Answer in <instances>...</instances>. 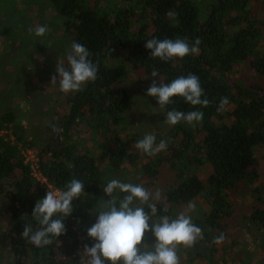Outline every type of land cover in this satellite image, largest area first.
<instances>
[{"label":"trees","instance_id":"trees-1","mask_svg":"<svg viewBox=\"0 0 264 264\" xmlns=\"http://www.w3.org/2000/svg\"><path fill=\"white\" fill-rule=\"evenodd\" d=\"M44 3L54 13L53 22L60 25L63 43H68L66 53L73 42L83 44L98 64V72L94 82L65 94L64 113L47 119L43 114L38 120L36 111L31 113L29 130L18 124L17 109L0 111V129L9 128L14 137L4 140L0 136V220L7 223L6 264H79L78 238L87 240V229L98 215L93 212L103 210L104 201L110 199L102 191L106 172L101 165L110 169L107 174L119 173L127 165L142 172L143 187L152 194L149 203L158 209L153 222L164 215L175 219L190 204L201 205V211L189 215L202 228L203 239L182 248L185 264L224 262L217 257L216 247L225 243L223 254H230L236 245L235 230L241 237L247 235L245 228L254 235L264 234V165L259 158H264V0ZM153 38H182L190 46L199 38L200 44L197 52L181 60L162 62L151 58L144 46ZM63 62L67 66L66 57ZM154 70L161 84L196 75L204 92L202 99L207 98L209 105L192 106L173 98L165 113L171 109L202 111L203 120L195 126L181 121L166 133L156 134V143L163 136L167 148L148 156L131 147L134 138L121 136L129 129L128 122L125 126L122 122L131 107L123 81L129 73L153 78ZM223 97L228 104L218 111ZM39 120L45 123L44 134L27 141L30 127L38 129L35 123ZM80 124L99 133L97 145L104 148H97L101 151L95 157L72 140ZM53 125L62 131L54 133ZM34 145L39 147L38 168L56 189L66 190L72 179L84 184V192L73 201L72 214L63 220L65 234L58 238L59 244L54 241L41 248L22 238L25 224L39 229L31 213L45 195L19 155L21 148ZM163 169L166 176L161 182ZM142 206L148 211L147 204ZM221 235L223 241L215 243ZM257 238L252 239L253 247ZM243 247L235 259L244 253L247 246ZM254 251L249 249L247 256H256L262 263Z\"/></svg>","mask_w":264,"mask_h":264},{"label":"clouds","instance_id":"clouds-1","mask_svg":"<svg viewBox=\"0 0 264 264\" xmlns=\"http://www.w3.org/2000/svg\"><path fill=\"white\" fill-rule=\"evenodd\" d=\"M48 32L47 26L35 29V36L42 37ZM200 44L197 38L192 46L186 39H149L145 48L150 51L151 58L162 62L173 59L181 60L198 51ZM90 52L81 43L73 42L66 53L67 66L62 61L56 65L55 74L50 78L51 84H58L60 92L68 94L78 92L89 82L97 78L98 64L90 59ZM152 83L146 95L156 98V103L165 109L173 98H182L186 104L207 107L209 100L203 98L204 92L199 78L194 74L180 76L171 83L161 84L155 77L157 71L151 73ZM228 104L227 97L220 100L218 111ZM202 111L182 112L176 109L168 110L164 123L175 126L181 121L195 126L203 120ZM54 133L62 129L52 126ZM136 149L148 156H154L167 148L165 140L156 143V137L147 134L139 139ZM84 192V184L78 179H72L66 190L47 191L44 197L37 200L32 209L31 218L39 225L33 230L31 224H25L22 238L31 245L41 248L50 246L65 234L64 218L73 212V201ZM105 196L103 210L98 213L95 223L87 229V238L94 243L84 245L79 253V264H180L178 250L192 247L198 239H203V230L192 222L191 215L180 213L175 219L167 215L153 222V216L158 209L149 203L152 194L143 186L133 183H123L111 179L103 188ZM122 194V195H121ZM159 193H156V197ZM147 204L148 211L142 205ZM195 210V205L188 206V213ZM151 221V223H150ZM151 233L154 243L148 246L143 243L145 235ZM223 235L215 239L219 244Z\"/></svg>","mask_w":264,"mask_h":264},{"label":"rangeland","instance_id":"rangeland-1","mask_svg":"<svg viewBox=\"0 0 264 264\" xmlns=\"http://www.w3.org/2000/svg\"><path fill=\"white\" fill-rule=\"evenodd\" d=\"M44 2L45 0H0V111L17 109L19 112L18 124L25 131L30 126L29 115L34 111L37 113L35 120H38L43 114L47 119L49 116L54 117L56 114H62L65 110V94L60 92L58 84H51L50 78L55 74L56 65L66 57L65 49L68 43H63L65 41L60 25L56 21L53 22L54 13ZM40 26H47L48 32L42 37H37L34 32ZM152 79L146 78L144 75L137 76L129 73L126 80L123 81V86L131 99V107L126 116L128 121L122 122L123 126L128 122L129 129L121 136L127 138L129 135L134 138L130 142L132 148H136V142L139 140L136 139L137 137L141 139L147 134L160 135L166 133L171 127L164 123L166 113L164 109L159 108L156 98L146 95ZM35 125L39 128L30 127L27 141L44 134L45 123L39 120ZM6 132L9 131L3 129L4 136ZM98 134H94L93 130L86 125L80 124L71 135L73 142L81 150L87 151L95 157L98 153L100 154V149L104 148L101 144L97 145V142L101 141ZM132 134L136 136H132ZM162 137L159 139L161 140ZM33 147L35 149L29 151L34 155L39 147L37 145ZM97 148H100L99 151ZM139 153L142 154L140 151ZM259 158H261L260 164L263 166L264 158L260 156ZM100 168L106 172L103 188L111 179L144 186L141 178L142 172L133 166L127 165L119 173L113 174H107L110 169L106 166L101 165ZM165 173L166 170L163 169L159 174L161 182L162 178L166 176ZM156 183L158 185V182ZM200 206L199 203H196L195 210L192 212L201 211ZM0 210H2L1 207ZM182 212L189 214L188 209H181L178 214ZM243 233L247 235L241 237V232L235 230L236 245L230 254H223L225 243L217 245V257L223 258L220 260L224 261L221 264H264V243L261 242L264 234L258 231L254 235L247 228ZM254 237L260 238H257L258 242L253 247L252 239ZM143 243L148 246L154 243L151 233L145 235ZM244 245L247 246L244 253L235 259L238 257L235 253L241 248L244 249ZM182 248L178 250V256L180 264H185L186 256ZM249 249L258 251L257 257L262 260V263H259L256 256H247L246 253ZM6 250L7 223L0 220V264H6ZM234 261L236 262L234 263Z\"/></svg>","mask_w":264,"mask_h":264},{"label":"built area","instance_id":"built-area-1","mask_svg":"<svg viewBox=\"0 0 264 264\" xmlns=\"http://www.w3.org/2000/svg\"><path fill=\"white\" fill-rule=\"evenodd\" d=\"M3 129L8 130L9 132L5 133V136L3 134ZM0 129V136L4 139V140H14L13 135L10 133V129L9 128H3ZM33 148L31 147H24L21 148L19 155L21 156V158L23 159V163L27 164L31 170V175L33 176V178L35 179V181L38 183L39 187L44 189V192L46 193L47 191H55L57 190L53 185H51L47 179L41 174L39 168H38V164H37V156H38V152L36 150V154L33 155V153L31 151ZM35 149V148H34ZM31 150V151H29ZM79 245H78V252H77V256L80 255L79 253L82 251L84 245H89L91 246V244L93 243V241L89 240L87 238V240L85 239V237H81L79 236Z\"/></svg>","mask_w":264,"mask_h":264}]
</instances>
